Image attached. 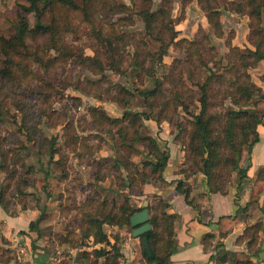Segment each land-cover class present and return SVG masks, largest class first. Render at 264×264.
<instances>
[{
	"label": "trees",
	"instance_id": "16d2710c",
	"mask_svg": "<svg viewBox=\"0 0 264 264\" xmlns=\"http://www.w3.org/2000/svg\"><path fill=\"white\" fill-rule=\"evenodd\" d=\"M81 1L83 5L91 2L90 0ZM74 2L75 0H19L15 2V6H18L17 21L14 26L15 32L8 39L0 36V55L8 68V73L5 72L4 75H10L11 73L14 75L8 65L12 64L15 58L35 57V60H41L39 53H49L51 50L61 52V50H57L56 38H54L56 37V33L54 34L53 32L54 23L49 26L43 25L41 12L49 5L54 6V4L68 6L73 10L79 8ZM160 2L161 8L164 9L170 5L169 0H160ZM197 2L208 20L210 31L199 29L193 40H178V32L175 30L174 25H170L173 26L171 30L169 29L172 38L171 44H175L174 46L176 47L185 46L186 49L182 47L183 50L181 48L185 58L182 61L175 58L167 74L161 77H153V89L144 94V105L150 108L152 112L156 111L157 113L149 114L132 110L129 107L131 100H133L132 92L118 85H113L116 92L112 99L123 111L121 118H111L104 109L101 110L99 107H94L89 112L94 125L99 127V129H102L105 125H114L116 127V131L111 135L110 141H119L117 150L120 156L112 164H102L99 160L92 161L91 179L98 183L111 178L114 181L117 194L128 191L129 193L142 196V187L145 184L162 180L161 174L166 166L168 156L167 153L161 151L156 140L144 132V122L149 120H154L157 124L170 120L176 133L174 139L181 143L185 151L184 165L186 169L183 170V173H203L207 178L211 193L218 192L221 181L229 179L232 173L238 169V163L244 147L257 140L255 131L264 118V98L259 97L253 111L247 112L242 109L247 108L252 98L256 93H259V89L251 81L249 70L256 68L259 62L264 61V0L230 1L223 8L215 0H197ZM7 3L8 0H0L1 12L6 13ZM39 4L43 5L42 9H39ZM114 7H124L126 9L125 6L115 4ZM145 9L142 11V18L146 29H151L150 21L158 23L160 19L158 16L151 14L148 7ZM84 10L82 8V11ZM222 10L248 16L249 33L247 41L253 50L247 47L240 48L231 45L230 39L233 33L230 32L226 36L224 34L221 18ZM31 13H35L37 17V24L34 28L28 25L26 18V15ZM157 13H162V11L159 10ZM164 26L166 25L162 24V28ZM223 37L225 38V46L228 48L225 56L227 60L226 66L222 65L221 59L216 60V56L211 57L209 61L204 59L203 50L200 47V43L203 41L202 43L211 45L209 46V51L216 53L214 48H212V39H223ZM113 50L110 45L103 55ZM166 54V52H163L157 55L156 62L149 67V69L153 68L151 76L155 75L156 67L163 64ZM99 57L97 53H94L93 56H83V62L94 65L97 69L93 68V70L98 73L109 70L111 78L123 74L121 70L122 62L118 64L104 62ZM111 58L112 55L109 58L107 57L108 60ZM186 64L194 66L196 69L202 68L206 70L204 81L192 83L193 88L199 93L195 99L191 89L186 86L188 81L182 78V72L178 71L182 65ZM128 66L148 69L145 62L131 63ZM217 71L220 73L219 75L215 74ZM216 81L217 83L219 81V83L224 82L231 87L233 86V90L229 92L228 96L234 100V106L237 109L230 108L225 115L215 116L209 113L210 100L213 97L208 95L207 89L211 88ZM166 86L169 88L165 89ZM166 92L167 94H165ZM188 94H192L191 98L188 97ZM186 97L193 102L189 106L185 103ZM222 97L224 96L222 95ZM196 104H198V107H196ZM193 105L195 106L193 107ZM102 120L105 122H102ZM185 123L188 125L185 126ZM214 124H218V127L220 125L221 129H216ZM217 132H220L221 135L217 134ZM249 132L254 135L252 141H250ZM184 135L187 136V139ZM59 141V138L50 140L41 138L39 141H33L37 152L48 160L47 169L41 168L40 170L43 173V177L36 186L37 189L40 188L47 196L60 191L69 177L66 160H64L63 150ZM75 141L71 144L72 149L74 150L78 147L81 152L86 145L81 140L78 141V138H75ZM68 143L70 141L65 140V145ZM206 154L207 157H205ZM79 158L83 159L82 153L79 154ZM54 167L60 169L58 174L53 172ZM147 167L150 168L148 177L145 173ZM263 181L264 179L256 181L252 188L248 205L244 209L237 211V215L233 219L229 217H221L219 219L218 226L221 229L224 226L238 222L240 214L248 213L254 207H259L258 201L262 194ZM35 183V181L29 182L32 187H34ZM91 185L85 202L78 208L79 212L82 211V213L80 212V217H75L68 224L60 226V231L65 236L59 235L57 238L72 248L80 249L79 257L83 262L89 264H119L118 259L121 257L120 245L117 240L113 243L109 240V237L103 231V225L127 226L132 232L129 219L142 209L141 207L130 206L128 200L117 205L114 200L105 199L96 190L93 183ZM176 189L186 200L188 199L189 191L182 182L177 183ZM13 196L18 201L19 196L15 194ZM0 207L8 213L11 205L7 206L0 202ZM22 207L26 208L27 205ZM148 210L151 231L140 237V239L141 241L143 238L148 240L152 258H147L143 243L140 250L141 256L148 263L169 264L170 256L175 248L173 227L176 223V218L167 214V205L155 197L152 204L148 205ZM64 212L65 208L62 211L63 215H65ZM56 217V213L40 214L38 219L30 224L29 228L37 231L39 227L48 222L50 223ZM75 228L79 230L78 234H75ZM260 228L261 225L257 224L247 228L245 231L244 239L248 241V247L251 250L254 249L257 243V234ZM90 241H92V246L89 243ZM2 242L3 239L0 233V254L3 253ZM95 246L101 247L95 248ZM91 247L90 251L85 250ZM223 259L231 260V264H252L249 259L237 260L234 254L224 253Z\"/></svg>",
	"mask_w": 264,
	"mask_h": 264
},
{
	"label": "rangeland",
	"instance_id": "374dc122",
	"mask_svg": "<svg viewBox=\"0 0 264 264\" xmlns=\"http://www.w3.org/2000/svg\"><path fill=\"white\" fill-rule=\"evenodd\" d=\"M90 1L83 5L81 0H75L74 3L79 8L74 10L68 6L54 4L41 12L43 25L49 26L54 23L53 32L56 33L54 38L57 50H61L60 53L54 50L39 53L41 60H35V57L15 58L14 62L8 65L14 75L12 73L4 75L5 72L8 73V68L0 55V202L7 206L11 205L8 213L16 212L23 205L39 211L46 210L44 192L36 188L42 179L41 168L47 169L48 165L47 158L41 156L34 147L33 141H39L41 138L60 140L69 177L63 184L64 193L60 195L61 199L54 195L51 202L53 206L58 202L65 205L64 216L69 221L80 217L82 211L79 212L78 208L85 202L88 196L85 193H89L92 183L105 199H114L116 195H111L112 189L115 190L114 181L108 178L104 182H94L91 179L93 170L91 162L99 160L102 164H112V161L119 158L120 153L117 150L119 141H110L116 127L105 125L103 130L99 129L92 121L90 110L99 107L111 118H121L123 111L112 99L116 92L113 85H118L132 92L133 100L129 105L132 110L156 114V111L152 112L144 105V94L153 89L154 78L163 76L164 71L161 68L159 73L151 76L153 68L149 67L154 65L157 55L163 52L167 53L165 61H170L172 57L181 61L185 58L183 53L185 46L177 48L175 44H171L170 30L173 26L170 25H174L175 30L176 27L180 28L181 32L189 30L191 21H186V14H189L190 9L196 4L199 7L197 0H169L170 5L166 9L161 8L160 0ZM215 1L220 5L217 0ZM114 4L125 6L126 9L115 8ZM42 7L43 5L39 4V9ZM146 7L151 14L160 19L158 23L150 21L151 29H146L142 18V11ZM9 8L6 9V13L0 10V36L7 39L15 32L18 6L16 7L14 3ZM82 8L85 10L82 11ZM159 10L162 13H157ZM26 18L28 25L34 28L37 24L35 13L26 15ZM159 22L166 26L162 28ZM188 32L186 31V35ZM212 40V48L216 53L209 51L211 45H207L208 43H202L203 41L200 43L204 59L209 61L211 57L216 56V60L221 59L222 65L226 66L225 56L228 51L219 50L217 41ZM110 45L114 50L103 55ZM94 53H97L104 62L115 64L122 62L123 74L111 78L109 70L103 73L93 70L95 66L85 64L83 56H93ZM110 55L112 58L108 60L107 57ZM138 62H145L148 69L128 66ZM162 66L163 64L160 65ZM178 71L182 72V78L188 81L186 86L191 89L194 99L197 98L199 93L193 88L192 83L204 81L206 70L186 64ZM168 72L169 70L166 74ZM215 74L220 73L217 71ZM232 90L233 86L219 81L207 89L208 95L213 97L210 100V114L225 115L228 109H237L234 100L228 96ZM192 94H188V97ZM257 95L256 93L250 105L242 110L251 112L252 102ZM188 97L185 98L187 106L193 103ZM187 125L185 123V126ZM214 127L221 129L218 124H214ZM217 134L221 135L220 132ZM249 134L252 141L254 135L252 132ZM184 137L187 139L186 135ZM75 138L86 145L81 152L78 147L72 149L71 144L76 142ZM65 140L70 143L65 145ZM162 152L166 153L163 149ZM81 153L83 159L79 158ZM59 170L54 167L53 172L58 174ZM149 171L150 168L147 167L145 169L147 177ZM226 180L223 179L221 182ZM32 181L36 182L34 187L29 184ZM12 194L19 196L18 201Z\"/></svg>",
	"mask_w": 264,
	"mask_h": 264
},
{
	"label": "crops",
	"instance_id": "0c3cea01",
	"mask_svg": "<svg viewBox=\"0 0 264 264\" xmlns=\"http://www.w3.org/2000/svg\"><path fill=\"white\" fill-rule=\"evenodd\" d=\"M17 1L19 0H8L7 8H11ZM217 1L223 8L230 1L240 0ZM190 10L185 18L187 22L191 21L190 29H185L189 31L188 35L185 30L181 32V29L176 27L178 40H193L199 29L210 31L208 20L197 4ZM221 12L225 36L230 32L233 33L230 39L231 45L253 50L247 41L248 16L224 10ZM214 40L217 41L219 50L228 51L224 37ZM174 59L175 57L170 58V61L164 60L162 67H156L155 74L159 73L161 68L164 71L162 74H166ZM250 73L252 83L259 89L258 95L252 102L251 111H253L259 97L264 98V61L259 62ZM144 132L153 137L158 147L167 153L168 160L161 174L162 180L145 184L142 187V196L128 191L116 194V190L112 189L111 195L116 196L111 200L117 205L128 200L130 206L138 208L144 200H148L150 206L155 197L167 205V214L176 218L173 227L175 248L169 264H231V260L223 259L224 253L234 254L239 261L249 259L252 264H264V181L258 208L254 207L250 212L240 214L236 223L224 226L222 229L218 226L221 217L233 219L237 211L248 205L256 181L264 179V118L255 131L257 140L243 149L238 169L229 179L220 183V190L215 193L210 192L207 178L203 173H183L186 169L185 151L181 143L174 139L176 133L170 120L159 124L149 120L145 123ZM178 182H182L188 189L187 200L177 192ZM63 187L64 185L60 191L50 196L43 194L46 198V210L41 208L42 210L39 211L27 205L26 208L21 206L16 212L7 213L0 208V233L3 239L0 264H89L80 259V249L72 248L57 238L59 235L65 236L59 227L68 224L69 220L62 214L65 205L58 202L53 206L51 197L56 195L61 199L60 195L64 193ZM138 200L141 202L138 203ZM46 213H56L57 217L39 227L37 231L30 230V224L35 222L40 214ZM257 224L261 225V228L257 234V243L251 250L248 241L244 239L245 231ZM103 231L112 243L117 240L120 245L119 264H155L148 263L141 256L142 241L140 238H133L127 226L103 225ZM74 232L78 234L79 230L75 228ZM89 243L92 246V241ZM98 247L101 246H95ZM91 249L92 247L85 250Z\"/></svg>",
	"mask_w": 264,
	"mask_h": 264
},
{
	"label": "water",
	"instance_id": "95a60500",
	"mask_svg": "<svg viewBox=\"0 0 264 264\" xmlns=\"http://www.w3.org/2000/svg\"><path fill=\"white\" fill-rule=\"evenodd\" d=\"M207 156V154H206ZM149 202L144 200L141 205V211L132 215L129 219L130 227L132 228L131 235L133 238H140L151 231L150 215L148 210ZM143 247L147 258H152V251L149 242L146 238L142 239Z\"/></svg>",
	"mask_w": 264,
	"mask_h": 264
}]
</instances>
